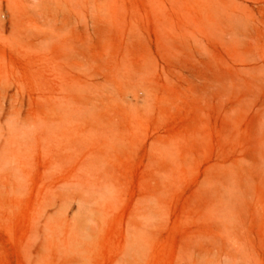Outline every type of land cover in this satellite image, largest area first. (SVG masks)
Listing matches in <instances>:
<instances>
[{"label": "rangeland", "instance_id": "374dc122", "mask_svg": "<svg viewBox=\"0 0 264 264\" xmlns=\"http://www.w3.org/2000/svg\"><path fill=\"white\" fill-rule=\"evenodd\" d=\"M0 264H264V0H0Z\"/></svg>", "mask_w": 264, "mask_h": 264}, {"label": "bare ground", "instance_id": "6f19581e", "mask_svg": "<svg viewBox=\"0 0 264 264\" xmlns=\"http://www.w3.org/2000/svg\"><path fill=\"white\" fill-rule=\"evenodd\" d=\"M4 1H5V2H6V1H9V2H10V1H12V0H4ZM33 1H34V0H33ZM38 4H39V3L37 2V5H38ZM5 5H6V4H5ZM15 5H16V4H15ZM28 6L30 7V5H28ZM14 8H15V7H14ZM37 10H38V9H37ZM35 12H36V11H35ZM10 20H11V19H10ZM30 23H31V22H30ZM29 27H30V26H29ZM5 28H6V27H5ZM7 33H8V32H7ZM10 34H11V33H10ZM52 36H53V35H52ZM63 37H64V36H63ZM5 38H6V37H5ZM41 38H42V37H41ZM64 38H66V37H64ZM52 39H53V38H52ZM4 40H5V39H4ZM34 41H36V40H34ZM20 42H21V41H20ZM26 47H27V46H26ZM74 81H75V80H74ZM75 83H76V82H75ZM62 87H63V86H62ZM62 87H61V88H62ZM61 88H58V89H61ZM61 90H62V89H61ZM61 90H60V91H61ZM64 91H65V90H64ZM62 101H63V100H62ZM65 103H66V102H65ZM71 104H72V103H71ZM58 108H59V107H58ZM64 108H65V107H64ZM69 110H70V109H69ZM75 110H76V108H75ZM75 110H74V111H75ZM57 125H58V124H57ZM54 127H55V125H54ZM55 128H56V127H55ZM73 130H74V129H73ZM73 130H72V131H73ZM75 131H76V130H75ZM51 134H52V132H51ZM53 134H54V132H53ZM54 136H55V135H54ZM81 147H82V146H81ZM98 152H99V151H98ZM98 152H97V154H98ZM90 153H91V152H90ZM89 163H90V162H89ZM92 165L95 166L94 164H92Z\"/></svg>", "mask_w": 264, "mask_h": 264}]
</instances>
